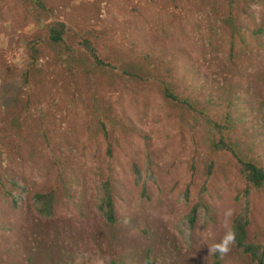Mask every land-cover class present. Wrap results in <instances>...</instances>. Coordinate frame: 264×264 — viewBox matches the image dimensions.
Returning a JSON list of instances; mask_svg holds the SVG:
<instances>
[{"label": "rangeland", "instance_id": "1", "mask_svg": "<svg viewBox=\"0 0 264 264\" xmlns=\"http://www.w3.org/2000/svg\"><path fill=\"white\" fill-rule=\"evenodd\" d=\"M57 21L64 43L49 38ZM84 38L113 66L95 64ZM164 82L196 109L167 99ZM227 119L239 153L264 163V0H0V264H141L148 252L157 264H214L205 242L232 228L245 188L236 159L213 148ZM144 137L149 199L133 170ZM212 161L210 215L189 246L175 225ZM108 177L116 225L96 208ZM48 190L45 218L33 202ZM250 200V235L263 241L264 187ZM223 264L252 263L232 244Z\"/></svg>", "mask_w": 264, "mask_h": 264}, {"label": "trees", "instance_id": "2", "mask_svg": "<svg viewBox=\"0 0 264 264\" xmlns=\"http://www.w3.org/2000/svg\"><path fill=\"white\" fill-rule=\"evenodd\" d=\"M68 30L69 28L66 23L62 21L54 22L50 26L49 38L54 43H64ZM80 46L86 51L87 56H89L95 64L106 68L113 66L105 61L97 46L90 39L84 38L80 42ZM33 51L34 54H36L38 52V48L35 46ZM128 75L130 74L128 73ZM163 92L167 99L177 104L185 105L190 109H196L195 105L188 98H185L181 94L177 93L170 84L164 82ZM230 123L231 121L229 119L226 120L225 124L218 122L214 123V126L219 133V138L213 143V148L217 151L227 152L236 159L239 165L240 175L245 181L244 190L236 197L237 201L242 202V207L232 222L231 230L235 232V242L233 245L237 252L243 257L248 258L252 264H264V239L263 241H256L250 235L252 209L250 196L255 189H261L264 187V163L248 156L244 157L239 153L237 147L233 144L227 133L230 130L229 127H231ZM105 133H107V131H105ZM144 138V167L135 164L133 166V170L135 174V183L137 186L141 187V196L144 199H149L148 182L155 179V172L149 137ZM111 149L112 147L110 144L108 148L109 153H111ZM215 165L214 161L210 163L207 179L199 194L197 202L175 225L184 242H186L189 246L191 245V233L195 228L199 215H210V209L203 194L207 190V186L214 174ZM191 185L192 184L188 185L185 192L179 198L181 203L187 206L191 204ZM55 199L56 193L54 190L36 193L34 195L33 205L37 214L45 218L51 217L54 214ZM96 208L107 223L111 225H116L118 223L119 215L116 208L115 187L111 177L103 179L97 187ZM110 264L124 263L112 260ZM141 264H157V261L151 256L150 252H148ZM214 264H223V257H221L218 253H214Z\"/></svg>", "mask_w": 264, "mask_h": 264}, {"label": "clouds", "instance_id": "3", "mask_svg": "<svg viewBox=\"0 0 264 264\" xmlns=\"http://www.w3.org/2000/svg\"><path fill=\"white\" fill-rule=\"evenodd\" d=\"M226 215H231V212L226 213ZM235 242V232L231 229H228L224 237L215 244H207L210 248V252L218 253L221 257L226 255L230 251L231 245Z\"/></svg>", "mask_w": 264, "mask_h": 264}]
</instances>
